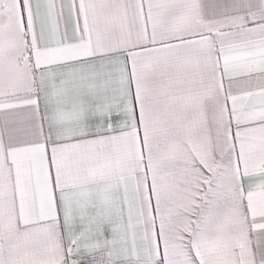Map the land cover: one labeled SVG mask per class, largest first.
<instances>
[{
    "label": "snow or ice",
    "instance_id": "obj_1",
    "mask_svg": "<svg viewBox=\"0 0 264 264\" xmlns=\"http://www.w3.org/2000/svg\"><path fill=\"white\" fill-rule=\"evenodd\" d=\"M0 264H264V0H0Z\"/></svg>",
    "mask_w": 264,
    "mask_h": 264
}]
</instances>
